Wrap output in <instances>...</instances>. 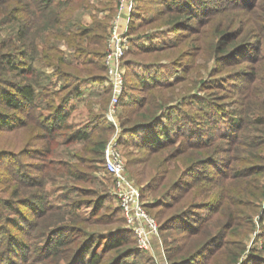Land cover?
<instances>
[{"label": "trees", "instance_id": "trees-1", "mask_svg": "<svg viewBox=\"0 0 264 264\" xmlns=\"http://www.w3.org/2000/svg\"><path fill=\"white\" fill-rule=\"evenodd\" d=\"M90 1L21 0L19 2L14 0L10 9L5 10V0H0V27L3 24L12 26L5 35L0 34L2 35L0 36V105L3 108L0 112V125L3 131L14 135H17L19 129L28 128V125L31 131L37 129L36 134L33 132L28 134L23 144H29L37 135L38 139H44L46 135L51 144V147L44 150L46 155L52 152L53 146L57 144H68L76 138L85 139L90 143L88 152L104 167L103 148L112 132V126L104 124L95 126L96 130L93 128L88 130L87 124L84 128L76 125L71 129L72 125L67 123L73 107L69 100L76 98L75 94L88 85V81L100 82L105 79L103 54L107 38L106 26L108 19L110 20L116 11V1L113 0L114 4L109 6L110 15L107 21L99 20L93 15L92 22L85 24L78 19L77 13L85 8L95 9ZM178 2L181 5L184 3L183 6H187L189 12L182 17L177 12L174 23L187 24L191 16H194L191 12L193 0ZM183 6L178 7L176 0L163 3V7L171 11L183 10ZM260 7L264 10V0L260 3ZM136 8L138 9L131 7L129 13L127 33L130 36L138 13ZM259 22V28L262 29L264 14ZM134 41L132 42L131 36L130 48L125 54L135 46ZM61 44L69 50L68 55L61 48ZM227 44L221 48V51H228V54L242 48L250 49L249 45H236L226 49ZM151 51L150 48L146 52L138 50L133 55L147 54ZM239 58L242 59V56L240 55ZM47 67L51 72H47L45 69ZM248 68V81H245L247 83L241 93L239 106L233 110L238 113H234V119L237 121L235 124L233 122V126L237 127L239 124L235 134L232 131L227 135L214 129L209 130V138H204V135L197 132H190L192 139L187 140L180 138L181 132L169 134L172 131L170 127L172 120L166 122L163 113L168 109V102H172L174 97L184 98L188 92L180 87L171 94L165 95L161 89L163 84L154 83L148 87L150 91L147 95L133 104L128 96L132 86L127 82L125 67V91L120 96L119 102L121 106L130 107L126 119L123 120L125 121L123 125H130L123 126L124 131L119 141L122 142L126 137L124 134L126 131L139 135V141L147 155V158L140 161L152 159L147 174H144L146 170L144 166L140 172H135V175L137 178L140 174L145 176L140 179L142 185L141 188L138 187L139 193L145 209L150 210L157 218L151 214L158 222V234L163 229L166 232L180 233L168 244H164L165 257L170 264H236L246 248L245 239L253 230L254 216L259 212L264 198V154H260L261 150L264 151L262 107L264 104L259 101L262 92L259 85L262 81L264 62L255 59V63L249 64ZM132 75L139 80L136 81L137 83L146 81L142 75L135 72ZM63 79L66 82L61 84ZM175 79L177 85L186 78ZM174 80L167 83V86L173 84ZM69 81H74V85L71 87L67 85ZM65 84L68 89L61 94ZM154 88L156 90L151 93ZM104 93L102 104L110 96L108 87ZM251 100H257L259 106L253 108L245 105ZM93 103L95 102L87 106L89 112ZM129 113H133L134 116H128ZM215 125L213 124L211 128ZM257 125L261 128H257ZM64 128L69 130L66 137L65 133L61 132ZM246 129L252 131L255 136L246 135ZM213 134H218V139H223L226 146L214 143L211 140ZM220 153H223L222 156ZM7 155L11 156L13 152H7ZM217 157L222 158V162H218ZM259 160L263 162L258 163ZM131 163L129 162L128 165ZM218 163H221L223 168L213 176V170ZM59 164L64 165L62 160H59ZM208 165L211 168L207 169ZM203 167L206 172L198 176L193 175L198 168ZM50 171L57 172L55 177L61 175L58 173L60 169L53 167L46 168L31 181L29 179L25 181L24 178L21 180L19 175L16 176L18 185L10 189L7 202L9 206L12 201H17L16 206L25 204L31 208L32 217L27 218L29 225L32 229H39L42 233L41 237L49 233L53 228L49 227L55 220L58 223L68 221L65 216L67 210L55 213L53 210L48 211L52 206H44V181ZM12 177L14 178L15 175ZM198 183H200L199 187L191 190ZM23 185L26 187L24 188L26 192L21 191ZM10 186L11 182L8 179V187ZM145 191L149 192V199L142 198ZM20 193L23 196L18 198ZM100 201H102L100 197L92 201L91 212L98 210ZM66 207L70 210L78 208L73 203L67 204ZM117 211L120 213L119 219L122 225H116L114 230L102 234L101 238L104 240L100 242L101 253L97 252V245L95 248L93 244L91 246V241L95 239L92 232L82 231L79 235L78 233L61 235L56 239H51L49 236L50 239L44 240V245L52 248L51 261H55L56 264L60 259L63 264H122V260L127 255H137V250L144 251L136 247L134 233L126 227L119 206ZM18 212L19 215L23 213L29 216L30 210L27 208L25 210L23 206ZM33 216L36 218L31 220ZM89 219L92 217L86 220ZM114 221V219L107 220L108 223ZM172 222H175L173 226L170 225ZM75 227L58 225L55 226L54 232L70 229L74 231ZM179 227H182V230ZM115 230H120L123 234L120 232L122 235L118 236L112 233ZM124 232L130 233V236ZM30 233V230H25L26 241L32 240L33 236ZM21 237H14L9 243V249L12 250L15 258L20 259L19 263L30 264L26 253L28 248L24 253L18 252L23 246L27 247L26 241L22 243ZM166 238H163V242ZM7 241H11V238ZM88 243L90 250L86 247ZM45 247L43 242H40L38 251H45ZM220 255L224 256L218 258ZM4 260L5 258L0 259L1 262ZM148 262L158 264L156 260Z\"/></svg>", "mask_w": 264, "mask_h": 264}, {"label": "rangeland", "instance_id": "rangeland-1", "mask_svg": "<svg viewBox=\"0 0 264 264\" xmlns=\"http://www.w3.org/2000/svg\"><path fill=\"white\" fill-rule=\"evenodd\" d=\"M170 1L174 0H132V7H138V9L136 8L138 13L131 30L132 42L135 40V46L124 55L127 82L132 86L128 94L131 98L130 102L138 103L150 91L148 87L154 83L163 84L161 89L165 95L183 87L182 90H186L187 95L184 98L177 97L175 99L174 97L172 102H168L167 111L161 112L164 114L166 122L172 120L170 122L172 130L169 132L170 135L181 132L180 138L190 140L192 136L189 133L197 132L204 135V138H209V130L214 129L227 135L231 134L232 131L235 134L239 124L237 127L233 126V122L235 124L237 121L234 119V113L238 114L237 111L233 110L239 106L241 93L247 83L245 81H248V66L254 64L255 59L264 62V26L262 29L259 28V19L264 14V10L260 7L263 0H193L194 5L191 12L194 16H191L187 24L181 22L179 25L174 23L177 12L182 17L189 10L186 8L187 6H183L184 3L181 5L178 2L180 0H176V2L178 7H184L183 10L171 11L164 8L163 3ZM90 2L95 6V9L85 8L78 11V19L82 23L89 24L92 22V16L95 15L97 19L107 21V17L110 15L109 6L114 4L113 0L112 2H108V0H91ZM13 3L14 0H5V10L10 9ZM109 21L108 19V24ZM11 27L3 24L0 27V34L5 35ZM228 42L230 43L227 44ZM226 44V49L236 45H249L250 49L242 48L237 52L228 54V51H221V48ZM61 48L64 49L66 55L69 54V50L64 44H61ZM149 48L152 49L151 53L133 55L138 50L146 52ZM238 53L242 59L239 58ZM45 69L47 72H51L49 67ZM134 72L142 75L146 81L137 83L136 81L139 80L132 75ZM176 77L186 79L175 85ZM261 78L262 81L259 86L262 92L259 101L264 104V69ZM173 80L174 83L167 86V83H171ZM65 82L63 79L61 84ZM57 83L60 84L58 81ZM74 83V81H69L67 85L71 87ZM67 85H63L61 94L66 92ZM87 86L89 87L85 90L84 87ZM84 87L79 90L78 94H75L76 98L69 100L73 107L67 123L72 125L71 129L76 125L84 128L88 124L86 127L89 128L88 130H92V128L96 130L95 126L106 124L112 126L113 132V125L105 117L108 106L107 99L109 100V98L107 97L102 104L104 90L107 87L105 79L100 82L88 81V85ZM155 90L156 88L151 93ZM91 100L95 103L93 106L91 104L92 110L89 112L87 106L92 103L89 102ZM245 105L255 108L259 106V103L257 100H251ZM262 107L264 110V105ZM129 109L128 106H121L120 102L116 104L115 114L118 121L119 138L124 131L123 126L130 125H123L125 122L123 120L126 119ZM2 110L0 105V112ZM128 116L133 117L134 115L129 113ZM213 124L216 125L212 129ZM257 128H261L260 125H257ZM30 132L36 134L38 130L31 131L28 125V128L23 127L18 130L17 135H14L3 131V127L0 125V259L5 258L4 261H0V264H21L19 263L20 259L15 258L12 250L9 249V243L18 236H22L21 241L25 243V230H30L33 237L31 241H26L27 247L23 246L18 252L24 253L25 249L28 248L26 253L30 264H56L55 261H51L52 248L45 247L44 240L50 239V237L56 239L61 235L69 236L77 233L79 235L82 231L94 233L95 239L91 241V246L93 244V248H95L97 245V252L101 253L100 242L104 240L101 238L102 234L114 230L116 225H122L119 219L120 213L117 211V200L112 194V178L105 171L103 164L97 162L96 157L88 152L90 143L87 140L76 138L68 144H57L53 146L54 150L46 155L44 150L51 147L46 135L44 139H38L37 135L29 144H23ZM61 132L65 133L66 137L69 130L64 128ZM124 134L126 137L122 142L119 141L118 148L125 158V171L128 177L141 188L140 179L145 176L140 174V177L137 178L135 172H140L145 166L144 174H147L152 159L140 161L147 158V155L145 148L139 141V135L130 131H126ZM245 134L255 136L252 131L247 129ZM211 140L221 146H226L223 139H218V134H213ZM7 152H13V155L9 156ZM222 154L220 153V156ZM260 154H264V151L261 150ZM217 158L218 162H222V158ZM59 160H62L64 165L59 164ZM129 162L132 163L128 165ZM262 162V160L258 161V163ZM53 167L59 168L60 172L58 173L61 175L55 177L57 172L50 171L44 181V206H52V209H48V211L53 210L55 213L67 210L68 213H65V216L68 221L58 223L55 220L49 227H53L49 233L41 237L40 234L42 233L39 229H32L29 225L27 218L32 217L31 208L25 204L16 206L17 201H12L10 206L7 202L10 189L18 185L15 180L16 176L19 175L21 180L24 178L25 181L28 179L31 181L34 176H39L46 168ZM206 168L211 167L208 165ZM222 168L221 163H218L216 169L213 170V176H216ZM204 172H206L205 167L198 168L193 175L198 176ZM8 179L11 182L10 187H8ZM199 185L200 183L191 190L198 188ZM24 188L26 187L23 185L21 191L26 192L27 190ZM214 194L213 191V197ZM22 196L23 194L20 193L18 198ZM98 197L102 198L98 210L91 212L92 201ZM142 198L149 199V192L145 191ZM70 203L77 205L78 208L68 209L66 205ZM23 206L25 210L26 208L30 210L29 216L23 213L19 215L18 210ZM148 213L153 215L150 210ZM90 217L92 219L87 221L86 219ZM35 218L36 216H33L31 220ZM110 219L115 221L108 223L107 220ZM173 224L175 222L170 223L171 226ZM58 225L70 228L76 226V229L74 231L70 229L69 231L58 230L54 232L58 228L55 226ZM179 229L182 230V227ZM77 230L80 231L77 232ZM120 232L122 231L115 230L112 233L119 236L123 234ZM124 234L130 236L128 232H124ZM179 234V231L176 234L175 231L166 232L163 229L156 236L163 254L160 257V259L163 257V264H170L165 257L164 244H168ZM164 237H167L165 242H163ZM8 238H11V241H7ZM40 242H43L45 251H38ZM245 244L244 253L236 264L240 262L241 264H264V198L259 212L254 216V227L248 233ZM89 245L88 243L86 246L88 250L91 248ZM156 254L153 246L148 250H137V255L130 254L124 257L122 264H149V260H156L158 264H161L160 259L155 257ZM223 256L220 255L218 258ZM58 264H63L61 259Z\"/></svg>", "mask_w": 264, "mask_h": 264}, {"label": "built area", "instance_id": "built-area-1", "mask_svg": "<svg viewBox=\"0 0 264 264\" xmlns=\"http://www.w3.org/2000/svg\"><path fill=\"white\" fill-rule=\"evenodd\" d=\"M116 11L107 27V38L103 54L105 84L110 90L105 117L114 129L103 148L104 169L112 178V194L124 215L125 225L133 231L135 245L139 249L151 247V237L158 235L157 221L143 205L139 188L125 171V158L118 148L119 128L116 119V104L125 91L124 54L131 44L127 29L121 28V21H129L132 0H115Z\"/></svg>", "mask_w": 264, "mask_h": 264}, {"label": "crops", "instance_id": "crops-1", "mask_svg": "<svg viewBox=\"0 0 264 264\" xmlns=\"http://www.w3.org/2000/svg\"><path fill=\"white\" fill-rule=\"evenodd\" d=\"M120 26H121V28L127 29L128 23H127L126 21L123 20V21H121ZM125 67H126V66H125ZM89 86H90V85H89ZM89 86L84 87L85 90H86ZM150 241H151V248H152V246H153V250H154V252H157V254L155 255V257H157V259H160V257H161L163 254L161 253V250H160V244H159V241H158L157 237H156V236H152L151 239H150ZM160 263L163 264V257L160 259Z\"/></svg>", "mask_w": 264, "mask_h": 264}, {"label": "bare ground", "instance_id": "bare-ground-1", "mask_svg": "<svg viewBox=\"0 0 264 264\" xmlns=\"http://www.w3.org/2000/svg\"><path fill=\"white\" fill-rule=\"evenodd\" d=\"M130 48V47H129ZM126 70V69H125ZM127 170V169H126Z\"/></svg>", "mask_w": 264, "mask_h": 264}]
</instances>
